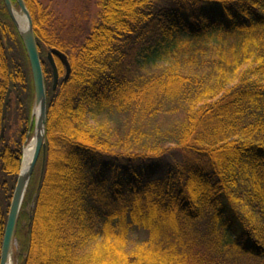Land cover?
<instances>
[{
	"label": "trees",
	"instance_id": "1",
	"mask_svg": "<svg viewBox=\"0 0 264 264\" xmlns=\"http://www.w3.org/2000/svg\"><path fill=\"white\" fill-rule=\"evenodd\" d=\"M25 3L46 149L16 222V264H264V0H96L81 30ZM3 26L0 249L34 101L21 38ZM212 33L237 39L207 54L198 43ZM52 48L70 65L55 89Z\"/></svg>",
	"mask_w": 264,
	"mask_h": 264
},
{
	"label": "water",
	"instance_id": "2",
	"mask_svg": "<svg viewBox=\"0 0 264 264\" xmlns=\"http://www.w3.org/2000/svg\"><path fill=\"white\" fill-rule=\"evenodd\" d=\"M6 10L21 38L30 71L32 76L33 88H34V101L30 115L29 132L33 128V135L29 142L34 140V148L31 154L30 160L25 168H23L24 160V150L29 144L24 145L22 149V157L20 161V166L18 170V176L12 193L5 229L3 232V238L0 249V264H12V249L16 242L14 238V232L16 227V222L18 215L24 200V196L28 187L30 177L32 175L33 169L36 165L40 153L43 158L45 155L46 145L44 142L45 138V122H46V92L43 80V73L41 68V62L38 55V50L36 46V40L33 33V24L30 17V13L23 0H15L17 8L11 2V0H3ZM15 13L20 14L25 21V28H21L16 20ZM54 57L58 58L60 62L64 65L65 74L62 81H66L70 75V65L67 57L64 53L56 48H52L47 52V59L52 68L53 72V84L52 88L55 89L58 82V72L54 62ZM11 90L7 89L3 104H2V115H5L7 105L10 101ZM4 129H1V137L3 135ZM28 132V133H29Z\"/></svg>",
	"mask_w": 264,
	"mask_h": 264
},
{
	"label": "rangeland",
	"instance_id": "3",
	"mask_svg": "<svg viewBox=\"0 0 264 264\" xmlns=\"http://www.w3.org/2000/svg\"><path fill=\"white\" fill-rule=\"evenodd\" d=\"M42 7L48 8L49 12L51 11L53 14V17L55 19V27L62 26L63 24L66 25L67 29L71 25L72 22L76 23V27L81 29H87L90 24V20L92 19L93 15L95 14L97 7L95 6L96 0H37ZM87 16V18H85ZM89 19V20H88ZM237 39V34H219V33H212L207 38L200 39V42L198 43L200 47L205 50L207 54H211L215 49L222 48L226 49L228 45L235 42ZM46 50V60L47 59V52L50 50ZM49 63V62H48ZM58 78L62 79L65 74V68L62 67V71L58 73ZM30 124V120H29ZM33 135V128H31L27 143L30 141L31 137ZM170 151V157L173 159L179 160L181 158V153L177 151L176 149H169ZM197 229L200 231V233H205L203 237L206 235V230L208 228V223L205 220H199L196 225ZM146 238V233L142 230L132 232L131 235L128 238V248H132L137 244L140 240H143ZM204 243V241H203ZM202 243V244H203ZM19 253H22L20 250L19 245L17 242L14 243L13 249H12V264H16L19 260V256L17 255ZM15 254V257H14ZM25 257V255H23ZM232 263L234 264H249V261L244 258H238L236 260L232 259Z\"/></svg>",
	"mask_w": 264,
	"mask_h": 264
},
{
	"label": "flooded vegetation",
	"instance_id": "4",
	"mask_svg": "<svg viewBox=\"0 0 264 264\" xmlns=\"http://www.w3.org/2000/svg\"><path fill=\"white\" fill-rule=\"evenodd\" d=\"M23 1L25 3V0H23ZM11 2L14 4V6L16 8L18 7L17 4H16V2H15V0H11ZM25 5H26V3H25ZM3 24H5V26L7 25L8 26V29H10L9 31H11L13 22H12L9 14H8V12L6 10V7L4 5V1L3 0H0V40H2L1 34H2L3 27H4ZM1 45H2V43H1ZM54 62H55V59H54Z\"/></svg>",
	"mask_w": 264,
	"mask_h": 264
},
{
	"label": "bare ground",
	"instance_id": "5",
	"mask_svg": "<svg viewBox=\"0 0 264 264\" xmlns=\"http://www.w3.org/2000/svg\"><path fill=\"white\" fill-rule=\"evenodd\" d=\"M16 16V20L19 24V26L23 29L25 28V21L24 18L18 14L15 13ZM33 148H34V140H32L31 142H29V144L25 147L24 150V160H23V168H25L30 160L31 154L33 152ZM10 264V263H9Z\"/></svg>",
	"mask_w": 264,
	"mask_h": 264
}]
</instances>
